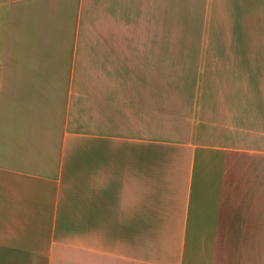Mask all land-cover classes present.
Instances as JSON below:
<instances>
[{
    "label": "crops",
    "instance_id": "crops-1",
    "mask_svg": "<svg viewBox=\"0 0 264 264\" xmlns=\"http://www.w3.org/2000/svg\"><path fill=\"white\" fill-rule=\"evenodd\" d=\"M0 264H264V0H0Z\"/></svg>",
    "mask_w": 264,
    "mask_h": 264
}]
</instances>
